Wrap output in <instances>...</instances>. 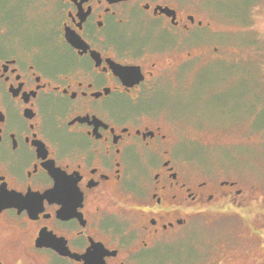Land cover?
Masks as SVG:
<instances>
[{"label": "flooded vegetation", "instance_id": "obj_1", "mask_svg": "<svg viewBox=\"0 0 264 264\" xmlns=\"http://www.w3.org/2000/svg\"><path fill=\"white\" fill-rule=\"evenodd\" d=\"M211 1L0 0V264H152L202 215L236 236L188 264H264L249 193L188 166L195 123L167 114L195 66L226 65Z\"/></svg>", "mask_w": 264, "mask_h": 264}, {"label": "rangeland", "instance_id": "obj_2", "mask_svg": "<svg viewBox=\"0 0 264 264\" xmlns=\"http://www.w3.org/2000/svg\"><path fill=\"white\" fill-rule=\"evenodd\" d=\"M225 24L221 50L225 63L195 66L196 73L187 95L176 98L167 114L185 123L183 140L177 151L187 158L188 166L204 176H223L238 181L252 199V206L240 213L246 230L264 222V0H212L207 5ZM158 100L142 104L156 112L169 102ZM259 221L255 220L256 215ZM212 215L193 219L177 242L158 250L152 264H188L208 242L229 241L236 236L234 222ZM214 217V216H213ZM259 222V223H258ZM230 234H232L230 236ZM237 249L240 240L226 243ZM203 245V246H202ZM199 249V250H200ZM198 252V253H197ZM238 254V251H235ZM246 262L243 256L230 261ZM249 263V262H248ZM250 264V263H249Z\"/></svg>", "mask_w": 264, "mask_h": 264}]
</instances>
